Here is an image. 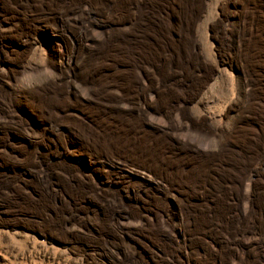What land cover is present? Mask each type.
<instances>
[{
    "label": "rangeland",
    "instance_id": "374dc122",
    "mask_svg": "<svg viewBox=\"0 0 264 264\" xmlns=\"http://www.w3.org/2000/svg\"><path fill=\"white\" fill-rule=\"evenodd\" d=\"M36 1L0 0V264H201L264 179V0L195 2L180 59L175 0Z\"/></svg>",
    "mask_w": 264,
    "mask_h": 264
},
{
    "label": "bare ground",
    "instance_id": "6f19581e",
    "mask_svg": "<svg viewBox=\"0 0 264 264\" xmlns=\"http://www.w3.org/2000/svg\"><path fill=\"white\" fill-rule=\"evenodd\" d=\"M175 1L178 6L177 16H179L178 19H180L176 30L178 38L171 39L172 36L170 34L168 35L167 25V36L163 37V39L167 38V44L173 46L170 54L173 56L175 55L180 59L182 56H188L191 52L190 46L186 49L184 45L187 44L186 42L191 46L193 45V39L190 38L188 32L192 29L193 24L198 17V4H195L198 0ZM42 3L43 2L40 0L36 1L37 6L42 5ZM93 3L94 5L96 4L99 6L107 16L113 15L115 0H93ZM189 12H192V15H189ZM156 25L158 24L152 22L146 23L144 19L139 17L137 20L135 19L134 30L137 28L135 36L138 41L143 42V40L147 38V34H151V30L155 28ZM161 37L162 35L160 34L159 37L151 38L153 41L154 39H161ZM107 39L111 38L107 37ZM107 43H109V41H107ZM168 47L169 46L167 45V48ZM107 52L108 51H106V54H108ZM88 56H90V59H87L89 62L85 61L87 65L86 68L83 67L81 69L82 72L86 73V76H90L91 73L101 69L104 61L103 56L101 57L99 51L94 54L89 53ZM94 74L96 73H93L92 75ZM100 76L101 75L99 74L95 77L94 84L98 83L99 85ZM129 152L132 154L137 153L135 150H129ZM140 154V158H144L145 160L148 159L150 162L146 161L151 164L153 163L154 166L158 165L154 159L149 157L150 154L148 155L143 152H140ZM142 155L148 156L149 158L143 157ZM157 168L159 169L160 167ZM199 178L201 179V177ZM238 181L237 190L239 198L235 203V215L230 216L227 212L222 211L221 207H223L224 204L219 200H215L214 211L203 212L198 215V225L203 226L207 224L209 226L210 223L213 224L212 230H208V232L211 231L214 237L211 242L212 246L205 243V250H203L201 254V264H264V179H257L256 182L249 183L246 187L247 193L245 194L240 193L239 187L241 185V180ZM243 198H245L246 203L244 206H241L240 203ZM210 253L213 258H211V260L203 261V259Z\"/></svg>",
    "mask_w": 264,
    "mask_h": 264
}]
</instances>
